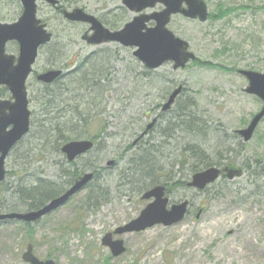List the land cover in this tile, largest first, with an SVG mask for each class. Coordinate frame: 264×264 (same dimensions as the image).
Listing matches in <instances>:
<instances>
[{
    "label": "rangeland",
    "instance_id": "374dc122",
    "mask_svg": "<svg viewBox=\"0 0 264 264\" xmlns=\"http://www.w3.org/2000/svg\"><path fill=\"white\" fill-rule=\"evenodd\" d=\"M205 2L208 20L201 22L176 14L168 27L189 41L190 50L196 54L194 61H209L213 66L190 61L185 68L174 69L173 62H166L154 70L133 55V47L115 42L88 44L82 39L87 24L69 22L50 4L38 2V17L54 37L40 50L35 70L43 72L52 66L51 52L53 64L65 74L81 64L89 70V57H101L96 61L102 75L97 85L74 83L70 76L62 79L70 90L65 95L70 99L66 109L79 107L86 119H75L74 131L81 133L80 138L72 136V140L96 138V145L75 163L68 162L62 152L49 150L50 146L46 148L49 152L42 155L39 148L44 142L38 140L35 127L39 126L34 124L23 139L24 147L9 154L5 182L11 187L35 175L63 186L71 170L99 174L64 206L29 226L17 220L0 222V264H27L22 255L28 244L33 245L39 258H52L59 264H264V118L249 142H243L236 133L263 104L244 91L248 82L238 70L264 72V0ZM78 6L112 30L135 16L121 0H82L66 8ZM162 8L158 4L146 12ZM22 10L19 0H0V21L13 22ZM7 47L10 53H18L17 45ZM180 85L183 90L177 101L164 112L162 105ZM27 86L31 121L35 115L40 121L44 118L40 115L43 87L33 77ZM9 97L7 93L5 98ZM190 103L193 106L188 109ZM182 112L187 116H180ZM71 118L69 112L55 121L63 123ZM186 120L194 121L191 129L185 125ZM151 123L152 127L141 136ZM196 147L211 163L205 168L224 169L233 164L243 168V174L231 179L223 173L202 190L189 186L196 173L191 169L196 159L188 150ZM142 153L148 155L153 169L150 173L157 178L155 185L147 186L148 169H139ZM111 160L115 163L109 165ZM9 171L20 172L22 177ZM168 178L173 179L169 186L177 185L170 189L165 185ZM156 185H165L167 209L184 200L189 202L185 217L172 225L156 224L139 232L114 234V239H123L126 250L113 256L111 249L103 245V237L138 217L154 199H144L143 194ZM97 187L103 188L104 197ZM91 189L96 191L92 194ZM91 194L97 195L96 201H90ZM1 196L4 208L13 205V211H27L12 190ZM247 234L250 245L246 244ZM231 240L241 257L219 248Z\"/></svg>",
    "mask_w": 264,
    "mask_h": 264
},
{
    "label": "water",
    "instance_id": "95a60500",
    "mask_svg": "<svg viewBox=\"0 0 264 264\" xmlns=\"http://www.w3.org/2000/svg\"><path fill=\"white\" fill-rule=\"evenodd\" d=\"M39 1H45L52 6L60 3L59 0H20L23 11L18 19L13 22L0 21V85L6 86L11 95V99L0 98V183L6 179L8 155L30 131L31 110L27 79L33 71L39 49L53 39V33L48 30L47 24L38 17ZM121 4L135 16L117 30L106 27L97 16L83 7L65 9L63 15L67 20L90 25L91 32H85L82 36L88 44L101 45L115 42L125 47H133V55L152 70L158 69L166 62H173L174 69L184 68L191 60L196 59V54L190 50L189 41L177 36L168 25L172 16L176 14H182L189 19H199L201 22L206 21L209 9L205 0H121ZM157 4L163 5V9L146 12ZM11 41L19 44L18 57L6 52V46ZM62 73L61 69L48 70L39 74L38 79L44 83H51ZM239 73L248 81L245 92L257 96L263 102L260 111L253 116L249 125L237 130V133L248 141L264 117V72L240 69ZM181 91L182 85L171 93L162 107L163 111L171 108ZM152 125L153 123L149 124L141 136ZM93 147L94 141L91 139H76L66 142L62 146V152L67 160L73 161ZM114 163L115 160H111L109 165ZM223 173L228 178H234L242 175V170L231 164L224 169L209 167L196 172L189 186L202 190ZM93 178L94 172H86L78 177L65 192L49 200L43 207L26 212H0V221L36 222L65 205L75 194L85 189ZM165 194L164 185H157L145 192L144 199H154L145 206L140 215L103 237V245L111 249L113 256H119L126 250L123 239H114V234L139 232L156 224L172 225L185 217L188 201L173 204L170 209H167L169 198ZM23 258L30 264H58L53 259L41 260L35 256L32 244L27 246Z\"/></svg>",
    "mask_w": 264,
    "mask_h": 264
},
{
    "label": "trees",
    "instance_id": "16d2710c",
    "mask_svg": "<svg viewBox=\"0 0 264 264\" xmlns=\"http://www.w3.org/2000/svg\"><path fill=\"white\" fill-rule=\"evenodd\" d=\"M61 3V7L60 8H66V5H73L74 3H79L82 0H60ZM123 12H126L124 8H122ZM215 17V15L213 16ZM115 21V20H114ZM52 43V42H51ZM50 43V44H51ZM49 44V45H50ZM48 46V45H47ZM51 54V64L52 66L49 67L50 68H59L58 66L53 64V57H52V52ZM101 57L100 56H92L89 57L90 63L92 64L90 65V69L86 70L84 69V67L82 66L83 64L79 65L80 67L78 68L79 70H76L75 72H72L73 77L71 78V82L74 83H84V82H89L90 87L95 86L98 84V81L101 79L102 75L99 74L100 72H98L97 68L99 67L96 63L97 60H99ZM88 61V58H86ZM193 63L199 64L200 66H213V64L209 61H199L196 60ZM96 65L98 67H96ZM94 72V73H93ZM69 76V74L66 73V77ZM65 83H63L62 79H59L57 81V87H55L53 84H46L43 85V90L41 91V95H40V99H41V104L43 106V109L40 111V115L44 116V118H42L39 121V117H37L36 115L33 117L32 121H31V126L35 127L34 124L36 126L39 127H35L37 133L39 134V139L44 142V145L39 148V153H41L42 155L46 154L47 152H49V150H52L53 152L56 153H61V147L62 145L69 141L72 140V136L76 137V138H80V133H77L74 130H77L76 128H74V124L76 122L75 119H77V117H79V119L81 118V112L79 109V107H76L74 111L71 110H67L66 108H68V104L70 105V99L69 97H65L66 94H69L70 90H67V88L65 87ZM7 88L6 87H2V89L0 90V96H5L8 92H7ZM188 109H191V106H193L192 103L187 104ZM184 111V109H183ZM72 113V117L71 121L70 120H66L63 123L61 122H57L55 121V119H58L60 114H65V113ZM76 115V116H75ZM180 116H187L186 112H182L180 114ZM83 119H85V116H82ZM74 120V121H73ZM86 121V119H85ZM187 123L185 125H187L188 129H191V127L194 126V121L193 120H186ZM36 122V123H35ZM72 122V124H71ZM193 122V124H192ZM41 127V129L39 130V128ZM102 131V130H101ZM26 137V136H25ZM24 137V138H25ZM23 138V139H24ZM23 139L13 148V150H17V149H21L24 147V142ZM95 141V145H96V138H91ZM48 146H50L51 149H46ZM12 150V151H13ZM33 152L35 151L37 153V150H35V148L32 149ZM93 150V149H92ZM91 150V151H92ZM193 152V154H195V156H192L191 158H193L195 160L196 163H194L191 167L192 172H197L199 170H201L202 168H205L206 166H208L209 164V159L206 156L205 152L202 149H198L193 148L191 150H188ZM29 154V151H28ZM21 157V156H20ZM65 157V156H64ZM148 155H144L142 153V157H140L139 159V169H141L142 171L147 170V178L148 180H150L147 183V186L150 185H155L157 184V178H154V176L150 173L151 171H153L152 166L149 163V159L147 158ZM76 161H73L72 163H75ZM186 162V161H184ZM182 162V164L184 163ZM9 173H14L17 176L22 177L19 173L20 172H14V171H9ZM95 176L94 179L98 177V172L95 171ZM68 175V181L63 185V186H58L57 184H55L54 182H52L51 180H47V179H42L39 177H36L35 175H30L29 179H25L23 180H19V182H16V184H13L11 187L8 185V183L3 182L2 184H0V211L4 210V209H8L9 211H13L16 210V208L13 205H8L6 208H4L6 205L4 202L1 201V199L3 198L1 195H3V193L9 192L12 190L14 196L17 198L18 201H20L27 210H35V209H39L40 207L44 206L49 200L57 197L59 194H61L62 192H64L67 187L69 185H71L74 180L81 174H79L78 170L75 171H69L67 172ZM173 181V179L168 178L165 180V185L169 186V183H171ZM91 183V182H90ZM175 185H177V183H173ZM173 184H170V189L172 188L171 186ZM97 191H100V196L102 195L104 197L105 192L103 190V188H99L97 187ZM96 191V189H91L90 192L93 194ZM90 195L89 199L90 201H96L97 199V195ZM29 226V224H28Z\"/></svg>",
    "mask_w": 264,
    "mask_h": 264
},
{
    "label": "flooded vegetation",
    "instance_id": "af4514ba",
    "mask_svg": "<svg viewBox=\"0 0 264 264\" xmlns=\"http://www.w3.org/2000/svg\"><path fill=\"white\" fill-rule=\"evenodd\" d=\"M55 9H57V11L60 13V14H62V8H60V6H56V8ZM83 24H87V23H83ZM88 25V29L85 31V32H91V31H89V24H87ZM84 32V33H85ZM9 44H15V45H17V47H18V53L17 54H15V53H10L8 50H7V48L8 47H6V52L8 53V54H13V55H15L16 57H18V55H19V44L16 42V41H11V42H9L8 44H7V46L9 45ZM91 45V44H90ZM92 46H95V45H92ZM43 49V48H42ZM42 49H40V50H42ZM35 65V64H34ZM80 66H77V67H75L73 70H71V71H69L68 72V74H69V76L70 77H73V74H72V72H75L76 70H79L78 68H79ZM51 69H54V68H48V69H46L45 71H47V70H51ZM45 71H43V72H45ZM64 71V70H63ZM42 72H39V71H37V70H35V67L33 66V71H32V73L30 74V76H29V78H28V80H27V84H28V81H29V79L30 78H35L42 86L43 85H46L45 83H43V82H41L39 79H38V75L39 74H41ZM66 77V74H65V72L59 77V78H57V79H55L53 82H51V84H53L55 87H57V81L59 80V79H63V78H65ZM68 77V76H67ZM50 84V85H51ZM0 87L2 88V87H5V86H2V85H0ZM8 92V91H7ZM7 95V94H6ZM5 95V96H6ZM5 96H0V98H5ZM10 98V97H9ZM155 125L156 124H158V122H157V120H155ZM249 123H250V121L245 125V126H243V128H245V127H247L248 125H249ZM260 124V123H259ZM258 124V125H259ZM258 127V126H257ZM257 129V128H256ZM256 131V130H255ZM254 134H255V132H254ZM254 134H253V136H254ZM253 136H252V138H253ZM251 138V139H252ZM243 139V138H242ZM250 139V140H251ZM250 140H248V141H245L244 139H243V142H249ZM245 169L247 168V167H244ZM241 170H242V174H243V168H241ZM231 179H234V178H231ZM34 252V251H33ZM23 255H24V253H23ZM23 255H22V258H23ZM34 255L35 256H37L35 253H34ZM38 257V256H37ZM39 258V257H38ZM39 259H41V258H39ZM47 259H52V258H46V259H42V260H47ZM23 260H24V258H23ZM24 262L25 263H27V264H30L29 262H26L25 260H24Z\"/></svg>",
    "mask_w": 264,
    "mask_h": 264
},
{
    "label": "bare ground",
    "instance_id": "6f19581e",
    "mask_svg": "<svg viewBox=\"0 0 264 264\" xmlns=\"http://www.w3.org/2000/svg\"><path fill=\"white\" fill-rule=\"evenodd\" d=\"M247 218L248 217L243 218L242 221H246ZM248 225H251V224H248ZM212 228H213V225L211 224L210 229H212ZM247 228H248V226H247ZM250 229H252V228H250ZM233 232H234V230L232 229L231 233H233ZM243 233H245V232H243ZM250 241H251L250 235L247 234L246 244L247 245H250ZM233 244H234V240H231L228 244H221V245H219V248L221 250L224 249L228 254H231V255H234V256H237V257H241V255H240L241 253L239 254L240 250H236V248L233 246ZM258 249L259 250L262 249L261 246Z\"/></svg>",
    "mask_w": 264,
    "mask_h": 264
}]
</instances>
